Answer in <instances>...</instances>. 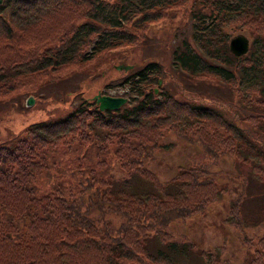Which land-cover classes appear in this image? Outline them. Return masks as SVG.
<instances>
[{"label": "trees", "instance_id": "obj_1", "mask_svg": "<svg viewBox=\"0 0 264 264\" xmlns=\"http://www.w3.org/2000/svg\"><path fill=\"white\" fill-rule=\"evenodd\" d=\"M180 7L191 30L170 46L167 71L151 56L135 61L114 82L126 87L112 93L126 98L118 107L78 96L66 113L0 142V264H212L210 249L188 251L192 244L171 239L167 225L217 200L225 188L208 166L227 154L258 182L262 225L253 236L242 228L244 177L223 221L240 230L252 253L247 264H264V112L251 111L264 106V0H0V97L139 46L150 25ZM236 24L251 32L240 54L227 47ZM178 72L216 79L233 101L176 96L168 82ZM239 105L248 127L235 122ZM167 131L208 160L178 164L159 180L145 162L172 145L158 142ZM138 179L148 187L133 186Z\"/></svg>", "mask_w": 264, "mask_h": 264}, {"label": "rangeland", "instance_id": "obj_2", "mask_svg": "<svg viewBox=\"0 0 264 264\" xmlns=\"http://www.w3.org/2000/svg\"><path fill=\"white\" fill-rule=\"evenodd\" d=\"M187 13L185 14L183 7L176 11L170 10L163 25L154 23L147 28L146 36L140 41L139 46L126 47L114 52L115 55L113 53L112 57L104 55L97 61L80 64L60 79L53 81H46L50 78L45 79L34 87L32 92L18 90L11 95L0 97V142L12 140V136L21 131L26 123L66 113L70 105H74L78 101V96L94 100V95L97 92L104 91L112 94L124 90L126 88L124 82H119L120 84H114V82L120 81L119 78H122V75L126 74L131 66H137L138 62L144 58L150 56L154 59L157 58L163 69L167 71L171 67V63H169L170 46L176 44L181 37H187L191 30L189 28L190 17ZM227 31L228 35L233 32H241L248 41L251 39V32L246 26L236 24L235 27H228ZM122 63H129L130 67L117 68L115 66ZM173 74L174 81H169L168 85L176 96L186 90L188 93L190 91H193L191 93L201 92V95L223 97L233 101L228 87L216 79L207 77L194 79L181 72ZM164 80L167 81L168 77H165ZM28 95L32 96V101L25 103V98ZM241 106H236L234 109L238 110L235 122L242 127H248L249 124L240 116L243 114ZM258 109L264 112V106L260 105L255 109L251 108V111L257 112ZM225 116L228 118L227 114ZM158 142L172 144L156 148L152 151V156L145 162L159 180L169 179L178 164L187 165L193 160L201 162L208 160L201 154L197 145L176 139L171 131L163 133ZM241 148L246 152V149ZM110 165L114 166L116 176L120 172L116 170L119 167L116 163H110ZM208 170L216 177V184L223 185L225 189L218 193L217 200L209 204L203 212L186 217L185 220L174 219L171 221L167 225L168 230L172 232L171 239L187 244L190 242L192 248L189 249L188 246L187 248L191 252L197 248L205 251L210 249L214 259L212 264H247V259L252 257V253L241 241L240 230L233 228L223 219L228 203L238 196L236 193L242 184L240 177H244L246 181L244 182L245 186H242V194L249 196L246 195L240 203L242 205L240 208L246 217L243 220L242 228L249 236L260 232L262 223L256 221L259 209L257 203L259 200L257 199L258 182L243 161L228 154L217 156L215 161L208 166ZM134 183L139 187H148L142 179H138V182L133 180V186ZM252 215L254 219L251 221L247 217H252ZM175 258L183 262L179 253H175ZM261 258L264 261V256Z\"/></svg>", "mask_w": 264, "mask_h": 264}, {"label": "water", "instance_id": "obj_3", "mask_svg": "<svg viewBox=\"0 0 264 264\" xmlns=\"http://www.w3.org/2000/svg\"><path fill=\"white\" fill-rule=\"evenodd\" d=\"M228 43H227V47L228 49L233 53L236 54H240L245 52V50L247 49V37L245 35H243L241 32H235L233 33L231 36L228 37ZM117 68H127L130 67V64H118L115 65ZM94 100H96L98 108H107V109H113L114 107H117L118 105H120L121 103H123V101L125 100L124 97L121 96H109L103 93H99L97 92L94 95ZM32 101V96L28 95L25 98V103H30Z\"/></svg>", "mask_w": 264, "mask_h": 264}]
</instances>
